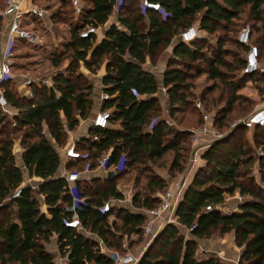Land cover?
Returning <instances> with one entry per match:
<instances>
[{
  "label": "trees",
  "instance_id": "16d2710c",
  "mask_svg": "<svg viewBox=\"0 0 264 264\" xmlns=\"http://www.w3.org/2000/svg\"><path fill=\"white\" fill-rule=\"evenodd\" d=\"M84 1L86 5L75 13L70 0H57L58 6L49 13V23H67L69 34L61 41L60 49L47 58L54 69L49 74L50 86L32 83L28 97L10 85L13 78L0 83L11 112H4L0 106V264H55L46 249L53 238L59 256L66 257L63 264H112L107 252H100L99 241L106 249L119 252H125L124 242L127 249L142 245L144 210L155 208L168 186L167 180L153 173L150 166L172 152L169 171L180 173L189 151L190 129H174L172 122L177 113L192 104L194 80L205 75L217 81L206 95L218 91L208 103H223L214 115V126L222 133L221 128H228L233 118L230 113L239 101L242 86L248 81L264 84V72L241 74L246 47L236 37H229L243 14L259 23L253 25L255 37L253 30H249L251 42L259 49L260 63L264 57V0H147L158 3L165 16L153 9L142 11L138 0H120L119 5L118 0ZM3 3L0 0V7ZM68 7L73 19L66 22ZM115 8L117 25H110L103 38L97 41L94 34L79 36L89 25L103 27ZM32 22L45 26L36 16L24 19V26L34 32V27H28ZM194 22L206 35L190 43H175L161 84L164 107L156 78L144 64L147 60L155 63L172 38H178ZM226 42L242 54L227 51ZM18 45L30 43L19 39L14 51ZM80 64L90 73L105 65L102 82L108 98L102 101L100 110H109V118L106 127L91 125L87 136L76 141L75 149L81 156L69 158L66 170L81 172L86 166L94 170L97 159L106 151L110 153L109 165L124 156V166L104 180L99 176H82L75 182L76 192L84 201L76 212L80 227L74 228L64 224L72 217L67 210L71 196L57 172L68 134L78 127L80 120L88 118L93 105V86L79 70ZM15 66L13 63L12 69ZM261 91L264 94V86ZM202 100L206 101L204 96ZM193 105L200 116L199 126L200 110L194 102ZM253 128L258 129L254 141L264 151V127ZM246 129L237 124L203 152L206 164L197 169L176 206L177 224L164 225L136 264H226L212 253H198L197 242L227 233L234 235L240 249L238 264H264V154L253 155L237 139ZM16 140L22 148L24 170L28 177L38 179L34 186L23 184V169L14 158ZM254 167H258L259 180L251 174ZM139 168H144L147 175L144 183L135 177L138 189L131 197L133 209L111 203L109 210L102 212L103 203L123 198L116 180L129 169ZM16 189L20 193L12 198ZM234 194L242 197L237 210L223 212L217 208L225 206L226 195ZM38 195L44 197L45 211L40 210ZM206 206L211 209L206 210ZM131 237L134 239L129 241Z\"/></svg>",
  "mask_w": 264,
  "mask_h": 264
},
{
  "label": "built area",
  "instance_id": "2783aa9c",
  "mask_svg": "<svg viewBox=\"0 0 264 264\" xmlns=\"http://www.w3.org/2000/svg\"><path fill=\"white\" fill-rule=\"evenodd\" d=\"M71 6L73 7L75 13H78L81 9V5L78 0H70ZM120 0H118V5ZM117 5V7H118ZM142 11L145 9H153L159 11L162 16H165V12L161 9L158 3H152L147 0H142L141 2ZM117 8H115L116 12ZM25 16H36L43 20L45 26L49 25V14L46 7L36 5L32 0H4L3 5L0 7V18H1V29L0 34L4 36V41L0 46V83L5 79L13 78L12 75V65L14 63V46L15 40H24L30 44L38 43V36L36 33L24 26ZM97 29L94 26H87L82 31L79 32L81 38H86L91 34L96 35ZM200 37L198 29L195 26H189L185 28L178 36V40L183 43H190L193 40ZM237 42L246 47L243 53V66L241 69L242 75H252L254 73L264 72V68L261 67L259 63V49L256 44L252 43L250 40V30L248 26H243L236 36ZM32 83L37 85L45 84L46 86L51 85V80L49 79H25L24 85L29 86ZM161 91L164 89L161 87ZM23 95L30 96L31 93L24 92ZM108 96L102 93L100 96L101 101L107 99ZM0 106L3 111L11 114V112L6 107L5 99L0 90ZM195 106L201 111V104L199 101L195 102ZM109 110H100L93 120L92 125H97L101 127H106L108 125ZM243 126L247 129L253 128L255 126L264 127V105H262L258 110L248 116L246 119L241 120ZM215 118L214 115L210 116L208 114L202 115V123L193 129H190V153L188 162L190 167L199 168L206 164L205 159L202 157L203 152L211 146L215 141L221 139L224 133L217 130L214 126ZM151 126V124H150ZM96 139V137H93ZM75 141H70V143L65 146L62 152V162H65L69 158H78L81 154L75 149ZM60 152V153H61ZM110 153L108 151L102 153L97 159L96 169L101 170L106 177L110 176L113 171H121L124 166V156H121L117 163L114 165H109ZM91 170L86 166L81 172L78 171H67L64 170L61 177L64 178L69 194L71 196L70 206L67 208L68 211L72 213L71 220H64V224L69 227L79 228V223L77 219L76 212L79 210L84 199L79 197L75 182L82 177L84 173ZM186 187L185 181L181 180L174 184L172 187L167 188L161 195L158 205L155 208L144 210L146 219L142 226V236L144 238V243L142 244L141 250L137 255L134 253L126 252L127 244L123 243V248L125 252H119L115 250H108L99 241L100 252H107L109 259L112 264H136L139 256L146 246L151 242V240L156 236L159 230L166 224L174 223L175 209L178 202L181 199L182 193ZM20 189H16L12 194V198L18 196ZM124 196V195H123ZM239 201L242 197L238 194L234 195ZM123 201H127L131 204V198H122L114 200L115 204L120 205ZM111 202H105L101 206V211L106 212L109 210ZM218 209L222 210L224 206H218ZM206 210H210V206L205 207ZM66 257H61L59 260L60 264H63ZM239 255L231 261V264H238Z\"/></svg>",
  "mask_w": 264,
  "mask_h": 264
},
{
  "label": "rangeland",
  "instance_id": "374dc122",
  "mask_svg": "<svg viewBox=\"0 0 264 264\" xmlns=\"http://www.w3.org/2000/svg\"><path fill=\"white\" fill-rule=\"evenodd\" d=\"M79 4L82 6L86 5V2L84 0H78ZM36 5L42 6V7H49L48 13L53 12L56 7L58 6L57 0H35ZM66 11H69L65 14V20L68 22L69 19H73V13L70 12L71 8H65ZM263 18H264V6H263V12H262ZM30 16H25V19H28ZM1 23V20H0ZM259 25V23L254 22L252 18L247 19L244 17V14L241 16L240 20L237 21V25L235 27L234 33H229V37L235 38L238 35L239 30L243 26H248L250 29L253 30V25ZM29 28L34 27L36 29L35 33L38 35V43L36 44H30V45H18L16 50L14 51L16 58L13 59L14 63H16V66L11 70L13 75V81L10 84L13 87H16L20 82H22L25 79H49V74L53 72V68L49 66L47 58L50 57L51 53L53 51L60 49V43L61 41H64L68 38V26L67 23H61L59 21L52 22V24L49 23L48 26H43L40 23H29ZM218 34L222 35L223 32L219 31ZM216 34V35H218ZM257 34L253 30L252 36L255 37ZM1 39V38H0ZM17 40H15L16 43ZM212 43H214V38L211 40ZM0 46H1V40H0ZM225 49L227 51H230L232 53L237 54L240 56L242 54L241 50L237 48L235 45L230 44L226 42ZM169 49L168 47H165ZM262 54L264 55V49L261 50ZM226 59H231V56H226ZM20 64V65H18ZM261 67L264 68V57H261L260 60ZM21 66V67H20ZM80 70V68H79ZM239 75V74H237ZM237 79V76L234 78ZM193 88H191L192 96L191 99L195 103L196 101H201V119L203 114H208L210 116L215 115L216 111L223 105L222 102L219 104L212 106L208 103L210 101V98L213 95H217L218 91L215 90L212 94L206 95L207 89L216 84L217 81L210 80L207 76L201 75L197 77L194 80ZM264 84L257 82L255 84L252 81L246 82L242 88L238 91L239 94V101L234 104V109L231 111L230 115L233 117L229 123L228 128H221L224 134H227V132L231 129H233L241 120L246 119L248 116H250L252 113H254L256 110H258L262 105H264V94L261 91V88H263ZM205 97L206 101L202 100V97ZM192 104L187 106V108L176 114L175 119H173L172 127L177 130H189L193 129L198 125V122L200 121V116L198 112L195 110V107ZM164 107H165V103ZM256 131L258 129H246L243 130L240 135L237 137V139L242 140L248 147V149L251 150L253 155H261L264 154V151L261 150V147H259L254 139H257ZM189 138L185 139V143L188 142ZM71 137L68 135L67 143H70ZM18 140L14 142L17 143ZM14 151V147H13ZM190 153V140H189V151L185 154L184 161H183V170L180 173H170L169 167L172 160V152H168L162 159L157 160L155 163L151 164L150 168L153 173L163 177L167 180L168 186L167 188L172 187L174 184L178 183L179 181L183 180L187 184L191 181L193 175L197 171L198 168L196 167H190L188 158ZM20 156L16 154V159H19ZM62 162L61 168L66 170V163ZM69 170L72 169H79V167H68ZM102 174V173H101ZM257 180H259V173H258V167H254L251 173ZM147 175V172H144V168L139 169H129L120 179L116 180V188L118 191H120L124 196V198L132 197L133 193L136 191L135 188V177H139L141 182L144 183L146 181L145 176ZM102 178L101 180L106 179V175L102 174L99 176ZM235 195V194H234ZM229 196L226 195L225 198V206L222 209L223 212H229L233 210L236 206L239 200L235 198V196ZM110 202L114 204V200L111 199ZM120 205L126 206L129 208H132L131 204L127 201H123ZM133 209V208H132ZM113 219V217H110V220ZM174 223L177 224L176 219L174 218ZM230 235L232 233H229ZM134 237H131L129 241H132ZM128 241V242H129ZM142 245L132 246L129 247V249H126V252L134 253L137 255L139 251L141 250ZM60 264V263H57Z\"/></svg>",
  "mask_w": 264,
  "mask_h": 264
},
{
  "label": "crops",
  "instance_id": "0c3cea01",
  "mask_svg": "<svg viewBox=\"0 0 264 264\" xmlns=\"http://www.w3.org/2000/svg\"><path fill=\"white\" fill-rule=\"evenodd\" d=\"M138 1H139V3L142 2V0H138ZM112 24L117 25V13L115 12V10L110 14V16H109L108 20L106 21V23L104 24V26L98 27L97 34L95 35L97 41H99L101 38H103L105 30ZM192 25L197 28V22H194ZM198 32H199L200 37H203L206 35L204 32H201L199 30H198ZM0 40H1V44H2V42L4 41L3 35H1ZM177 41H178L177 36L172 38L170 44L168 45L169 49L164 48L160 57L158 58V60L155 63L151 64V63H149V60H147V62L144 64V67L146 68V70H148L149 72H151L155 76L156 81L160 87V93L159 94H160L161 103H165V96H164V93L161 91V84H162V79H163V73H164L165 68H166V60L168 57L171 56L172 51H173V47ZM80 71L92 83V86H93V89H92L93 105H92V109H91V112H90V115L88 116V118H86L84 120H80L78 127L74 131H72L68 134L71 137L70 141H75V142L78 139H80L84 136H87L89 127L93 124V120L95 119L96 114L100 111V107H101V103H102L100 96L103 93V87H104V83L102 82V77L105 73V65L102 64L100 66V68L96 71V73H90L84 68V66L82 64H80ZM17 91L20 94H23L24 92L25 93L28 91L30 92V89H29V86L24 85V80H23L22 82H20L18 84ZM114 127H116V126H114ZM50 142L54 143L52 138H50ZM21 153H22V148L20 147L19 142H17L14 144V158H15L16 165L23 169V177H24L23 184L24 185L29 184L31 186H34L37 184L38 179L28 177L26 171L24 170L23 164H22ZM16 154H18L20 156L19 159H16ZM61 154H62V152H61ZM63 172H64V169H62L60 166V168L58 169V172H57V176H61L63 174ZM101 173L104 174L101 170L94 169V170H91L87 173H84L82 176L84 178H92V177L102 175ZM37 200H38L39 205H40V210L45 211L44 197L42 195H38ZM233 210H237V206ZM140 247H142V246H140ZM46 249L52 255L53 260L55 261V264L59 263V260L61 257L59 256L56 241L54 238L51 240L50 243L46 244ZM197 252L198 253H212V254L216 255L219 259H221L223 262H225L226 264H231V261H233L240 254V249L235 244L234 235L233 234L230 235L229 233H227V234L217 236L215 238H211V239H207V240H199L197 242Z\"/></svg>",
  "mask_w": 264,
  "mask_h": 264
},
{
  "label": "water",
  "instance_id": "95a60500",
  "mask_svg": "<svg viewBox=\"0 0 264 264\" xmlns=\"http://www.w3.org/2000/svg\"><path fill=\"white\" fill-rule=\"evenodd\" d=\"M239 124H240V125H243L242 122H239ZM223 137H225V134L223 135ZM223 137H222V138H223ZM155 237H156V236H155ZM155 237H154V238H155ZM154 238H153V239H154ZM153 239H152V240H153Z\"/></svg>",
  "mask_w": 264,
  "mask_h": 264
}]
</instances>
